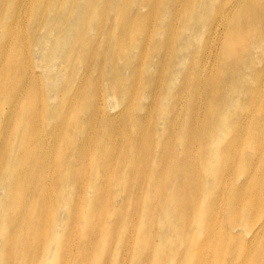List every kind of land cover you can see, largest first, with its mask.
Listing matches in <instances>:
<instances>
[{"label":"rangeland","instance_id":"374dc122","mask_svg":"<svg viewBox=\"0 0 264 264\" xmlns=\"http://www.w3.org/2000/svg\"><path fill=\"white\" fill-rule=\"evenodd\" d=\"M172 1L173 7L165 8L166 0H160L158 5L163 10L160 16L141 6V0H128L127 5L121 1L122 16L117 17L110 11L108 16H112L113 26L119 29L115 37L111 34L107 38H112L116 47L97 50L100 70L82 66L80 75L70 70L74 79L80 82L78 90L72 74L60 73L55 77L54 72L58 68L54 69V65L48 62L53 58L54 63L63 60L52 57L47 49L49 42L59 33L56 27L49 26L51 30L47 28L46 34L39 35L41 48L35 52L32 49L30 54L17 53L22 60L29 55L30 65L39 79L42 77L47 82L49 75L57 79L54 87L60 98H54L57 97L54 94L48 102L57 111H67L60 101L64 90L61 87L62 81L71 83L72 93L78 94V102H84L83 107L97 112L93 123L97 127L93 126L88 133L106 146V164L101 172L94 169L99 161L96 152L92 150L85 154L84 166L90 170L91 181H94L93 194H90L92 184L88 183L79 205L76 200L72 202V197L61 209L52 204L46 211V222H41L47 230V239L51 242L57 239V243L64 237L65 230L71 234L72 228L66 229L65 226L70 216L74 218L75 211L84 222V229L89 222L96 224L92 234L84 230L85 246L80 257H77L76 250L83 230L73 226V235L66 243V250L72 253L69 264H191L196 262L195 251H199L201 244L208 239L198 253L197 264H203L210 257L213 236L227 246L221 250V261H236L229 255L230 245L237 250L234 241L222 238V230L227 224L222 218L223 204H216L214 200L213 205H209V200L223 191L226 178H232L228 166L233 165L231 169H237L235 162H229L227 156L225 158L226 147L234 135H225L222 127L230 119L223 110V104L226 102L225 108L229 111L240 108L237 106L239 99L231 100L233 89L223 91V76L215 78L212 71H215L217 61L211 52H207L217 20L222 22V26L216 41L225 38L229 20L225 15L236 0ZM74 4L72 0H65L59 12L51 11L50 17L47 14L45 17L50 22L54 17H68L70 21L79 18L76 15L81 17V14L79 10H73ZM82 5L90 9V18L95 22L101 20L96 0H86ZM127 7L131 14L128 16L123 10ZM260 11L264 13V0L260 1ZM21 12L23 17L29 16L24 9ZM124 23H127V29L121 31ZM17 30L15 39L26 31L25 25L21 22ZM67 30L70 32L65 27L64 31ZM262 34L264 36V26ZM256 42L254 38L252 44ZM262 50L264 42H261L258 52H254L252 47L248 49L244 58V64L248 66L247 79L254 76L257 63L263 61ZM84 55L67 63L72 66L76 60L82 65L91 62L92 56ZM59 64L65 65L66 62ZM92 79H95V85ZM77 103L68 112L79 110ZM68 112L64 114L65 120L72 124L76 113L71 115ZM214 119H219L215 127L211 125ZM38 123L42 122L39 120ZM62 125L59 135L66 131L70 134L72 126ZM53 138L55 142L56 135L51 136ZM199 141L201 145L198 148ZM77 155L81 157L79 153ZM65 163H71V158ZM196 170L200 174L198 185L195 182ZM103 185L108 197L97 205L96 190L101 191ZM224 194H220L219 199L225 198ZM182 200L193 202L184 213L177 207ZM196 200L197 207L194 205ZM255 205L250 208L258 212ZM206 210L214 216L213 225L205 222ZM54 212H57L55 218L51 215ZM98 236L102 239L98 240ZM50 241L40 245L33 241L21 253L20 260L29 264H52L56 261L65 264L66 258L57 257L56 244ZM253 243L263 244L264 236ZM45 244H49L50 249L43 254Z\"/></svg>","mask_w":264,"mask_h":264},{"label":"bare ground","instance_id":"6f19581e","mask_svg":"<svg viewBox=\"0 0 264 264\" xmlns=\"http://www.w3.org/2000/svg\"><path fill=\"white\" fill-rule=\"evenodd\" d=\"M121 1H124L123 4L126 5L128 3V0H96V8L102 14L99 17L101 20L97 23L90 18V9L82 5L86 3V0H72V3L76 5L73 10L75 12L79 10L81 17L76 15L79 18L71 19L72 21L68 17H54L51 22L45 17L46 14L50 17L51 11L59 12L65 0H0V264H29L26 260L23 262L20 260L21 253H24L33 241H37L39 245L50 241L46 237L47 230L41 224L47 220L48 207H52L53 204L57 209H61L71 197L72 202L76 200L79 205L84 199L88 183L92 184L90 194H93L94 181H91L90 170L84 166L86 153L92 150L96 152L99 161L94 169L101 172L106 164L105 144L88 133H91L93 126L97 127L93 124L96 122L97 112L83 107L84 102H78V94L75 91L72 93L71 83L65 84L64 81H62L61 88L64 90L61 91L60 101L63 109L67 111H57L48 103L54 94L57 95L54 98H60L59 91L54 87L57 79L47 74V82L42 77L39 79L30 65L29 55L22 60L17 53L30 54L32 49L35 52L36 49L41 48L42 44L38 41L39 35L46 34L52 29L51 27H56L59 33L49 42L50 46L47 48L52 57L63 59L58 63H54V58L48 60L49 64L54 65V69L58 68L55 72L52 71L55 77L60 73L68 74L70 70L80 75L82 66L85 69L94 67V70L97 68L100 70L98 67L100 54L96 52L100 48L107 50L116 47L113 39H108L107 36L113 34L115 37L119 28L113 26L112 16L108 14L111 15L110 11H112L117 17L122 16ZM141 1V6L150 8L157 16L161 15L163 10L158 5L160 0ZM260 1L236 0L225 15V18L229 19L225 38L222 41H216L222 26V22L217 20L211 41L207 45V52H211L212 57L217 61L215 71L211 68L214 77L223 76V91L230 92L233 89L234 95L231 100L238 98L237 106L240 108L229 111L225 108L226 102L223 104V110L230 117L222 127L223 133L234 135L226 147L225 158L227 156L229 162H235L237 169H231L233 165L228 166L232 178H226L223 191L213 195L209 200V205H213L214 200L216 204H223L222 218L226 219L227 224L222 230V238L234 241L237 250L230 245L229 255L234 256L237 262L221 261V250L227 246L220 238L213 236L210 257L203 264L233 262L264 264V243H253L264 236V57L263 61L257 63V67L253 70L254 76L250 79L246 77L248 66L244 64L248 49L252 47L254 52H258L261 42H264L262 34L264 13L260 11ZM165 5H167L165 8H171L173 1L166 0ZM21 9L27 11L29 16L26 14L23 17ZM123 10L128 16L130 9L127 7ZM21 22L25 25L26 31L20 34L19 39H15ZM127 23L122 24L121 31L127 29ZM65 27H68L70 32L64 31ZM102 35H104L103 39ZM254 38L257 42L253 45ZM83 54L92 56L91 62L88 61V64L82 65L79 60H76L72 66H69L67 62L74 61ZM64 62H66L65 65L59 64ZM111 64L113 65L112 62ZM73 73L70 74L75 80ZM92 81L95 85V79ZM75 82V89L78 90L80 82L76 80ZM55 90H57L56 93ZM227 97L229 98V94ZM75 103L79 105V110L68 112ZM91 109L94 108L91 107ZM67 112L71 115L76 113L72 124L71 122L68 124L65 120L64 114ZM39 120L42 123L39 124ZM218 120L214 119L211 125L215 127ZM62 123V126H72L70 134L66 131L59 135L62 132L60 128ZM55 135L54 142L51 136ZM250 144L252 145L248 151ZM200 145L199 141L197 147L199 148ZM78 153L81 155L80 158ZM69 157L71 163H65L69 162ZM199 177L200 174L196 170L197 185L200 182ZM22 192H24L23 195H21ZM222 193L226 194H224L225 198L219 199ZM49 196L50 199H48ZM107 197L108 193L104 185L101 191L96 190L97 205L102 204ZM190 204L193 202L182 200L177 205L178 210L184 213ZM194 205L198 206L197 200ZM253 205L258 212L250 208ZM206 211L205 222L213 225L214 216L209 210ZM51 215L55 218L57 212ZM252 215H254L253 224H251ZM63 219H65L64 216ZM89 220H91L90 217ZM73 226L83 230L80 233L81 242L76 250L77 257H80L85 246L84 230L92 234L96 224L89 222L84 229V222L78 217L76 211L74 218L70 216L65 227L72 228L71 234L69 235L65 230L64 237L58 243L57 239L52 240L55 242L53 244H56L57 257L66 258L65 264H69L68 261L72 255L69 250H66V243L73 235ZM235 229H242V231L236 232ZM101 239L102 237L98 236V240ZM207 242L208 239H205L200 250L206 246ZM49 249V244H45L43 254H46ZM199 251H195L196 262L191 264H197ZM42 262L45 263L44 260ZM52 264H63V262L56 261Z\"/></svg>","mask_w":264,"mask_h":264}]
</instances>
